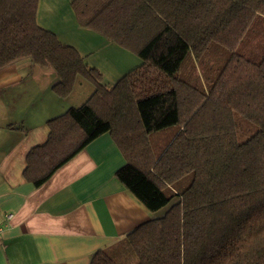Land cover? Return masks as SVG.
<instances>
[{
    "label": "trees",
    "instance_id": "16d2710c",
    "mask_svg": "<svg viewBox=\"0 0 264 264\" xmlns=\"http://www.w3.org/2000/svg\"><path fill=\"white\" fill-rule=\"evenodd\" d=\"M39 1L0 0V68L31 58L58 96L83 79L94 91L47 121L25 180L43 185L110 133L126 160L115 176L149 210L167 207L120 242L133 264H264V0H71L81 27L141 58L114 82L38 24ZM242 117L257 129L240 141ZM171 126L156 149L150 134ZM116 255L89 264H126Z\"/></svg>",
    "mask_w": 264,
    "mask_h": 264
},
{
    "label": "crops",
    "instance_id": "0c3cea01",
    "mask_svg": "<svg viewBox=\"0 0 264 264\" xmlns=\"http://www.w3.org/2000/svg\"><path fill=\"white\" fill-rule=\"evenodd\" d=\"M37 22L75 47L107 81L142 64L133 52L81 27L71 0H40ZM57 80L31 58L0 68V264H89L95 251L114 247L167 210H149L115 176L126 160L110 133L43 185L25 180L27 153L46 141L47 121L78 104L70 99L73 92H54Z\"/></svg>",
    "mask_w": 264,
    "mask_h": 264
},
{
    "label": "rangeland",
    "instance_id": "374dc122",
    "mask_svg": "<svg viewBox=\"0 0 264 264\" xmlns=\"http://www.w3.org/2000/svg\"><path fill=\"white\" fill-rule=\"evenodd\" d=\"M50 68V67H49ZM52 70V68H50ZM54 72V71H53ZM73 94L71 95L70 99L75 101L78 105H81L84 103L89 96L92 94L94 91V86L92 83H90L87 80H78L77 83L75 84V87L73 89ZM239 115V114H238ZM244 120L240 121L239 128H238V138L240 141L245 140L247 137H249V134L252 131H255L257 129V126L247 122L246 118H243ZM176 126H171L168 127L164 130H159V131H154L150 134L151 142L153 146L158 149L161 148V145H164L167 141V139L170 137L171 133L173 130H176ZM121 242V241H120ZM117 243L114 247L111 248L113 251H117V255L114 256L115 259H117L119 262L120 260H127L125 262L126 264H133L134 263V255H130L127 251H125V248H120L121 243Z\"/></svg>",
    "mask_w": 264,
    "mask_h": 264
},
{
    "label": "built area",
    "instance_id": "2783aa9c",
    "mask_svg": "<svg viewBox=\"0 0 264 264\" xmlns=\"http://www.w3.org/2000/svg\"><path fill=\"white\" fill-rule=\"evenodd\" d=\"M0 231H1V228H0Z\"/></svg>",
    "mask_w": 264,
    "mask_h": 264
}]
</instances>
